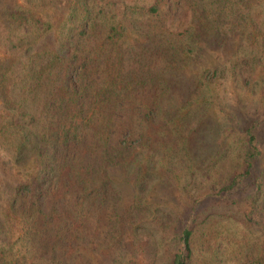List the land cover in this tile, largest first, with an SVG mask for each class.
<instances>
[{"label": "trees", "instance_id": "obj_1", "mask_svg": "<svg viewBox=\"0 0 264 264\" xmlns=\"http://www.w3.org/2000/svg\"><path fill=\"white\" fill-rule=\"evenodd\" d=\"M24 1L0 0V39L8 29L6 56L11 55L0 60V140L14 166L33 163L36 172L0 184V264H73L84 249H116L129 227L138 241L152 215L149 228L155 219L168 225L174 218L153 210L147 195L159 179L181 184L175 171L184 158L179 156L193 163L192 141L201 123L192 120L209 112L202 100L216 72L201 73L179 108H168L164 100L183 77L179 72L224 35L242 31L251 35L252 45L260 38L264 46V22L253 13L264 1L186 0L191 10L186 28L133 45L127 22L114 8L106 11L112 1ZM41 7L54 9L56 17L45 19ZM137 10L157 15L159 2ZM248 63H233L231 70L240 64L242 72L243 64L252 67ZM193 104L194 115L184 110ZM215 115L220 126H230L225 116ZM243 123V144L225 147L221 157L234 172L211 182L219 202L237 204L236 196L253 186L256 199L263 188L254 168L262 154L259 122ZM237 166L242 170L236 172ZM127 182L134 185L129 198ZM177 222L181 250L169 264H194L198 217L177 216ZM260 251L255 256L241 251L238 264H264Z\"/></svg>", "mask_w": 264, "mask_h": 264}, {"label": "rangeland", "instance_id": "obj_2", "mask_svg": "<svg viewBox=\"0 0 264 264\" xmlns=\"http://www.w3.org/2000/svg\"><path fill=\"white\" fill-rule=\"evenodd\" d=\"M223 1L221 5L228 0ZM19 2L25 1L19 0ZM101 2L114 3L111 7H107L106 11L110 12L114 8L123 17L125 23L127 22L130 45L154 42L152 39L156 36L161 37L162 34L174 37L191 21V10L186 0H101ZM156 2H159L157 15L147 13L141 16L138 13V7H150ZM208 2L212 3V0H203V3ZM42 10L45 19L56 17L54 9ZM253 13L260 22H264V2L254 6ZM125 16L127 18L124 19ZM2 31L4 39H0V60L11 56H6L8 29ZM244 33L241 31L236 34L230 33L229 36L224 35L225 40L220 38L218 42L209 45L200 55L191 59L189 66L179 72L183 77L175 84L174 89L167 93L164 100V105L168 108L173 110L179 108L186 99L184 95L189 85L195 84L196 78L198 79L201 73L208 69L216 72L212 78V90L202 100V103H208L210 110L192 120L201 123L198 128L200 132L198 139L192 141L193 163L188 161L186 155L179 156V161L180 158H184L176 166L175 171L176 176L181 178V184L159 179L153 183L147 195L148 204L153 210L163 209L168 217L172 215L174 218H169L171 220L168 225H162L161 218L155 219V225L149 228L154 216L152 215L143 222V227L149 229L141 231L139 242L133 234L134 227H129V231L124 233V243H118L116 249L111 247L96 253L84 249L82 259L79 261L76 259L73 264H169L171 257L181 250L176 229L177 216L188 218L194 215L198 217V225L193 237L194 264H222L223 260L225 264L236 262L238 264L240 256H242L241 260L243 258L241 251L255 256L261 249L260 254H264V46L260 44V38H257L255 45H252L251 35ZM253 53L258 56L255 61L249 58ZM245 59L253 63L252 67L243 64L244 69L240 72L239 64L231 70L233 63L241 61L245 63ZM149 61L146 58L144 60L146 64ZM197 107V104H193L184 110L194 115ZM217 113L225 116V121L230 126H225L224 123L220 126L215 115ZM201 115L204 116L203 120L197 122ZM246 118L257 119L259 122L257 131L262 154L255 161L254 168L262 177L263 188L256 195V199L252 198L256 189V186H253L245 193L236 196L239 200L237 204L219 202L212 197L211 182L215 177L221 178L224 173L233 170L228 158L221 157L225 147H240L243 144L241 127ZM191 122L188 124H194ZM218 126L220 128L215 129ZM210 142L222 143L224 147L220 149L219 146L211 147ZM34 167L33 163L25 168L14 166L13 154L2 145L0 140V184L6 181L25 180L36 172ZM241 170L240 166L235 169L236 172ZM187 182L192 188H185ZM133 190V183L127 182L125 191L128 198L131 197ZM175 218L176 220L173 221L172 219Z\"/></svg>", "mask_w": 264, "mask_h": 264}]
</instances>
